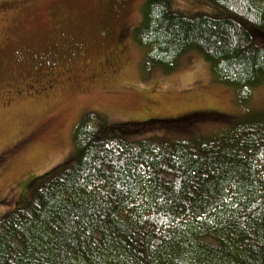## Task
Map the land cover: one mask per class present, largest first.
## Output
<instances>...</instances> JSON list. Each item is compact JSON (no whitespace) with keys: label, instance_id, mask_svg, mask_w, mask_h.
<instances>
[{"label":"trees","instance_id":"obj_1","mask_svg":"<svg viewBox=\"0 0 264 264\" xmlns=\"http://www.w3.org/2000/svg\"><path fill=\"white\" fill-rule=\"evenodd\" d=\"M207 1L228 15L145 1L134 31L144 65L171 71L198 52L247 107L264 85V45L251 31L264 39V0ZM156 120L115 125L129 131L118 138L98 115L83 118L69 168L0 220V264H264V118L191 144L124 138Z\"/></svg>","mask_w":264,"mask_h":264},{"label":"rangeland","instance_id":"obj_2","mask_svg":"<svg viewBox=\"0 0 264 264\" xmlns=\"http://www.w3.org/2000/svg\"><path fill=\"white\" fill-rule=\"evenodd\" d=\"M105 1L0 0L12 7L0 16V220L26 208L38 190L69 168L65 163L74 153V132L86 116L98 115L112 137L129 134L126 126L115 125L160 118L153 121L156 128L124 138L190 144L264 118V85L253 90L247 107L240 106L234 90L213 79L198 52L187 53L171 71L160 66L147 70V51L134 38L146 0L130 3L129 14L121 19L128 32L119 43L110 34L114 27L108 33L105 29ZM168 2L185 17L228 15L207 0ZM66 5L69 19L60 27L58 10ZM60 41L74 45L82 56L77 65L71 58L75 66L65 73L67 60L58 55L47 86L41 66ZM187 114L197 115L169 120Z\"/></svg>","mask_w":264,"mask_h":264},{"label":"flooded vegetation","instance_id":"obj_3","mask_svg":"<svg viewBox=\"0 0 264 264\" xmlns=\"http://www.w3.org/2000/svg\"><path fill=\"white\" fill-rule=\"evenodd\" d=\"M107 6L103 5V13L106 16L105 20V29L107 30V33L110 31L109 29L113 26L114 30L110 32L111 37L113 36L114 39L119 43L120 38H123L126 33L128 32V28L123 24L121 19H124L127 14H129V5L132 2V0H106ZM11 6L8 5H0V16L3 13H6L7 11L11 10ZM58 19L62 20L61 24H58L60 27H62V24L64 26H67V5L64 7L62 11L58 10ZM55 13L49 12V17L55 18ZM57 50L53 51V54L49 56L48 59L45 60L43 66V71L41 72V79H44V82L47 84V86H50L51 84V78L53 76L54 72V66L53 64L58 61V55L59 58L65 59V65L63 66V69L65 73H70L75 65H72V63H69L71 58L76 62V65L78 63L77 58L82 56L81 53H76L77 50L75 49L74 45L67 44L66 42L60 41L57 46ZM118 49L121 52H124L126 50V47L124 45H120ZM17 55L21 57L23 55L22 50L16 51ZM58 53V54H57ZM25 54V52H24ZM74 56V57H73ZM2 59H0L1 64ZM2 65V64H1ZM45 86V85H44ZM47 88V87H45ZM48 90V89H46Z\"/></svg>","mask_w":264,"mask_h":264}]
</instances>
